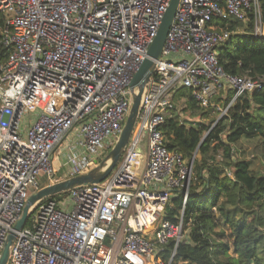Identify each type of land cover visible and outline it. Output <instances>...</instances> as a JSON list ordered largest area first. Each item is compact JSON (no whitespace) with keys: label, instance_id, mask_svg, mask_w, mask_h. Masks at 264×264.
I'll use <instances>...</instances> for the list:
<instances>
[{"label":"built area","instance_id":"built-area-1","mask_svg":"<svg viewBox=\"0 0 264 264\" xmlns=\"http://www.w3.org/2000/svg\"><path fill=\"white\" fill-rule=\"evenodd\" d=\"M170 2L0 0V44L9 52L0 65V260L29 197L42 188L39 176L48 186L85 174L119 140L133 103L131 80ZM232 20H254V35L264 36L258 0H181L116 168L101 183L34 203L8 264L172 263L185 236L194 163L167 146L163 126L175 95L189 90L218 121L238 97L264 91V76L230 74L220 63L218 48L234 32L211 23ZM224 90L233 97L216 102ZM43 96L54 101L41 104L25 126ZM144 138L146 162L137 178ZM177 191L184 200L174 223L165 213Z\"/></svg>","mask_w":264,"mask_h":264},{"label":"trees","instance_id":"trees-1","mask_svg":"<svg viewBox=\"0 0 264 264\" xmlns=\"http://www.w3.org/2000/svg\"><path fill=\"white\" fill-rule=\"evenodd\" d=\"M258 1L264 22V0ZM211 24L215 30L234 32L218 48L227 73L264 76V36L254 35V20L248 22L245 33L238 32L245 25L241 21ZM2 25L0 14V28ZM8 53L0 44V65ZM233 95L229 91L215 101L228 103ZM181 97L187 98L192 108L203 110L202 115L207 113L189 90L182 89L175 95V106L163 126L168 148L194 159L183 212L185 236L171 264H264V171L255 172L252 163L237 157L234 150L242 139L257 138L264 144V91L238 97L228 115L211 127L183 119L175 104ZM183 200L182 191H177L166 209L167 219L179 221ZM174 246V242L168 243L163 257L169 259Z\"/></svg>","mask_w":264,"mask_h":264},{"label":"water","instance_id":"water-1","mask_svg":"<svg viewBox=\"0 0 264 264\" xmlns=\"http://www.w3.org/2000/svg\"><path fill=\"white\" fill-rule=\"evenodd\" d=\"M180 3L181 0H171L170 5L159 27L158 33L152 45L150 46L148 57L141 63L137 72L131 80L130 88L133 92V103L121 132L120 138L115 146L110 150V152L105 156L100 164L91 171L55 184L42 187L40 190L34 192L29 197L22 217L15 225V230L8 236L7 242L2 252L0 264H8L10 246L12 245L16 237V231H20L25 226L28 219L29 210L34 203L46 197L66 193L76 187L101 183L114 171L133 133L140 108L142 93L147 82L154 72L155 60L161 58L162 56V52L167 40V35L175 20L180 7Z\"/></svg>","mask_w":264,"mask_h":264},{"label":"rangeland","instance_id":"rangeland-1","mask_svg":"<svg viewBox=\"0 0 264 264\" xmlns=\"http://www.w3.org/2000/svg\"><path fill=\"white\" fill-rule=\"evenodd\" d=\"M246 25V28L248 27V23H244ZM241 28L240 32L245 33L244 29ZM229 91L224 90L221 92L219 97H225ZM215 98V100L217 99ZM54 101V97H41L38 101V104L32 108L27 114L23 120V123L28 125V123L33 119V117L39 112V106L41 104H45V102H52ZM175 104L178 107V110L181 114V117L185 120H189L196 123H206L208 126H214L217 122V119L220 117L219 114H213L211 111H207L205 115H202V111L199 108H192L189 106L187 102V98L181 97L178 100L175 101ZM207 134V131L203 134L205 136ZM235 155L241 159L248 160L252 163V169L255 172H261L264 171V144L259 139H242L239 142H237L234 145ZM110 152V150H109ZM108 152V153H109ZM140 155L137 157L136 162L134 163L135 168V174L137 175V178L142 174L145 162H146V139L144 138L143 143L141 147L139 148ZM107 155V154H106ZM105 155V156H106ZM104 156V158H105ZM200 157V156H199ZM103 158V159H104ZM218 159H221L219 156ZM46 178L43 175L39 176V184L40 187L45 186ZM175 195V194H174ZM227 235H230V230H227Z\"/></svg>","mask_w":264,"mask_h":264},{"label":"crops","instance_id":"crops-1","mask_svg":"<svg viewBox=\"0 0 264 264\" xmlns=\"http://www.w3.org/2000/svg\"><path fill=\"white\" fill-rule=\"evenodd\" d=\"M243 27L246 28V25H244ZM243 27H242V28H243ZM244 31H245V29H244ZM238 32H240V30H239Z\"/></svg>","mask_w":264,"mask_h":264}]
</instances>
